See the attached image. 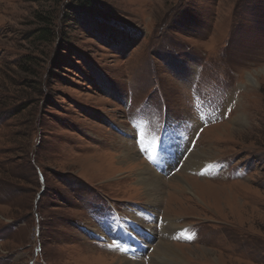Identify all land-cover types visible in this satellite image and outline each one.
I'll list each match as a JSON object with an SVG mask.
<instances>
[{"label":"rangeland","instance_id":"rangeland-1","mask_svg":"<svg viewBox=\"0 0 264 264\" xmlns=\"http://www.w3.org/2000/svg\"><path fill=\"white\" fill-rule=\"evenodd\" d=\"M78 1L0 0V264H264V0Z\"/></svg>","mask_w":264,"mask_h":264},{"label":"bare ground","instance_id":"bare-ground-1","mask_svg":"<svg viewBox=\"0 0 264 264\" xmlns=\"http://www.w3.org/2000/svg\"><path fill=\"white\" fill-rule=\"evenodd\" d=\"M135 145V144H134ZM134 145L132 146V147H134ZM166 147V146H165ZM135 150H132V148H130V149H128V148H126L125 149V151H122L121 152V154H120V156H121V159H123V160H125V161H128V163H137V166H140V164L142 165L143 163H144V160L143 159H141V158H139V156H138V154L136 153L135 154V152H134ZM168 155V154H167ZM119 158V157H118ZM158 160H159V158H158ZM198 160V159H197ZM166 163L164 164V165H167V164H169V162H167V161H165ZM197 162L198 161H196V165H197ZM136 165V164H135ZM195 165V166H196ZM136 166V167H137ZM138 169V168H137ZM143 169V171H141L140 172V176L138 177V180L140 181V182H142V184H143V187L145 188V190H146V193H148L150 196H152L153 195V192H155V190L156 189H158V183H160V181L158 180V175L157 174H153V172H152V168L148 165L147 166V164H146V162H145V169H144V167L142 168ZM141 169V170H142ZM139 170V169H138ZM140 171V170H139ZM149 174H150V176H149ZM139 175V174H138ZM150 177H152V179L150 178ZM199 182V181H198ZM183 183V182H182ZM200 183H202V182H200ZM203 183H205V182H203ZM202 185H205V184H202ZM207 185H209V186H211L209 183H207ZM206 185V186H207ZM187 186V185H186ZM186 186H185V188L184 189H186L187 190V188H186ZM205 186V187H206ZM188 187V186H187ZM207 188V187H206ZM201 189V188H200ZM190 190V189H189ZM207 190H208V188H207ZM206 190V191H207ZM200 192V191H199ZM205 192V191H204ZM155 195V194H154ZM149 196V197H150ZM157 202V201H156ZM134 213V212H133ZM151 216V215H150ZM134 223L135 224H137V225H140V221H139V219L138 218H136V217H134ZM148 220V219H147ZM152 221V220H151ZM170 222V221H169ZM131 223V225H134L135 226V224L133 223V221H131L130 222ZM122 224V223H121ZM153 224V223H152ZM123 226V225H122ZM121 226V227H122ZM121 227H119L118 229H121ZM150 228V227H149ZM182 229V228H181ZM95 230H97V229H95ZM144 230V229H143ZM113 231V230H112ZM115 231V230H114ZM117 231V230H116ZM116 231H115V233H116ZM140 231H142V230H140ZM96 232V231H95ZM124 233H128V234H131L129 231H128V229H126L125 228V230H124ZM146 233V232H145ZM171 234V233H170ZM117 235H119V232L117 233ZM164 235V234H163ZM103 237H107L106 235H103ZM117 237H122L121 239H124V236H122V235H120V236H117ZM130 239V238H129ZM135 240V239H134ZM178 246H180V245H175V244H172V243H160L159 244V250H158V255L161 257V259L165 262V261H174V260H182V255L180 254V252L177 250L178 249ZM192 249V248H191ZM122 261V260H121ZM173 263H175V262H173ZM123 264H131L129 261H127V260H125V261H123ZM163 264V263H162ZM169 264V263H168Z\"/></svg>","mask_w":264,"mask_h":264},{"label":"trees","instance_id":"trees-1","mask_svg":"<svg viewBox=\"0 0 264 264\" xmlns=\"http://www.w3.org/2000/svg\"><path fill=\"white\" fill-rule=\"evenodd\" d=\"M78 2L83 3L84 1H83V0H79ZM84 4H85V5H84ZM83 5H84V6H86V5H90V4H89V0L86 1V3H83Z\"/></svg>","mask_w":264,"mask_h":264}]
</instances>
